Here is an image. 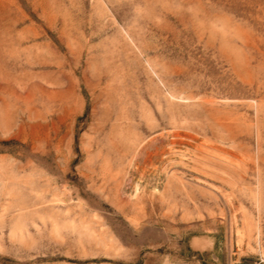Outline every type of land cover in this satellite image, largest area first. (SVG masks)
<instances>
[{"label": "rangeland", "instance_id": "obj_1", "mask_svg": "<svg viewBox=\"0 0 264 264\" xmlns=\"http://www.w3.org/2000/svg\"><path fill=\"white\" fill-rule=\"evenodd\" d=\"M0 264H264V0H0Z\"/></svg>", "mask_w": 264, "mask_h": 264}]
</instances>
